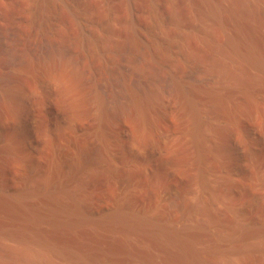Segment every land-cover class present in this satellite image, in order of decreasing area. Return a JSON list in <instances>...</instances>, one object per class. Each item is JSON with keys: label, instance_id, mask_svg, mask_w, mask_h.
Listing matches in <instances>:
<instances>
[{"label": "bare ground", "instance_id": "obj_1", "mask_svg": "<svg viewBox=\"0 0 264 264\" xmlns=\"http://www.w3.org/2000/svg\"><path fill=\"white\" fill-rule=\"evenodd\" d=\"M196 1L221 37L193 33L181 74L15 65L57 87L28 111L32 88L0 91V264H264V2Z\"/></svg>", "mask_w": 264, "mask_h": 264}, {"label": "rangeland", "instance_id": "obj_2", "mask_svg": "<svg viewBox=\"0 0 264 264\" xmlns=\"http://www.w3.org/2000/svg\"><path fill=\"white\" fill-rule=\"evenodd\" d=\"M204 31L221 37L216 23L198 18L196 0H0V91L8 81L32 88L24 99L30 110L34 99L57 83L42 81L34 88L31 69L19 73L13 68L32 61L41 65L53 47H59V57L75 63L87 78L102 79L117 64L136 67L152 57L162 70L181 74L187 64L184 52L204 56V46L193 37ZM82 89L90 93L89 79ZM130 149L143 153L136 144ZM145 164L153 185L161 187L165 177L154 174L155 159Z\"/></svg>", "mask_w": 264, "mask_h": 264}]
</instances>
